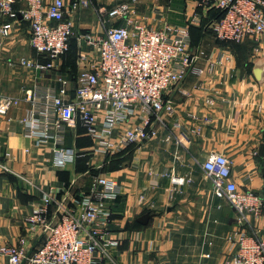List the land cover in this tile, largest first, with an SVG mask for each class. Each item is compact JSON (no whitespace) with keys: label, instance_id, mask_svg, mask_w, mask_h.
Masks as SVG:
<instances>
[{"label":"crops","instance_id":"0c3cea01","mask_svg":"<svg viewBox=\"0 0 264 264\" xmlns=\"http://www.w3.org/2000/svg\"><path fill=\"white\" fill-rule=\"evenodd\" d=\"M125 1L132 14L155 30L189 27L196 59L184 81L169 91L174 113L156 127L155 139L103 156L94 154L93 141L80 122L65 129L61 146L53 139L30 137L22 122L33 109L43 118L42 105L21 101L10 108L0 140V264H8L3 249L22 239L29 250L41 235L42 228L31 230L27 221L43 193L51 192L76 212L75 202L99 175L121 186L109 206L106 241L115 245H102L105 264H224L234 252L231 239L237 233L264 239V210L240 221L224 199L213 195L202 169L210 154L222 156L231 163L238 190L264 193V36L218 42L212 31L216 9L202 0ZM89 2L88 8L67 13L76 33L101 32L99 13L120 1ZM103 20L105 27L125 25L123 20ZM77 57L71 71L64 60L54 70L24 69L22 76L0 83V94L23 98L33 91L57 90L59 76L73 83ZM61 147L73 155L64 167L55 165L54 149ZM172 175L185 183L171 185ZM144 215L148 219L141 224ZM58 216L53 204L45 222L54 223Z\"/></svg>","mask_w":264,"mask_h":264},{"label":"built area","instance_id":"2783aa9c","mask_svg":"<svg viewBox=\"0 0 264 264\" xmlns=\"http://www.w3.org/2000/svg\"><path fill=\"white\" fill-rule=\"evenodd\" d=\"M119 1L99 13L101 32L76 35L67 13L88 8L89 0H0V54L17 24L25 22L29 48L37 57L48 60L42 63L37 58H21L18 64L23 69H56L72 38L83 47L78 53L73 83L59 76L57 90L33 91L23 98L0 94V140L5 116L21 101L43 106V118L37 117L33 109L22 121L30 137L53 139L61 146L65 129L77 122L93 141L95 155H114L156 138V127L164 125V118L174 113L169 91L184 81L196 59L189 27L167 25L155 30L132 14L129 3ZM202 1L223 12L212 25L216 40L241 43L264 36V0ZM103 17L113 23L123 20L125 25L105 27ZM194 132L198 134L199 130ZM54 151L58 167H64L73 157L62 147ZM230 166L229 160L214 154L202 165L213 195L224 199L240 221H246L248 215H261L264 193L238 190L231 179ZM170 182L181 186L185 179L172 175ZM120 194L119 184L100 175L75 202L76 212L56 201L51 192L43 193L27 221L31 230L42 228L43 237L27 258L28 249L22 239L3 249L8 264H22L25 258L24 264H105L107 255L102 245H115L106 241L109 206ZM53 204L59 216L48 224L45 218ZM231 240L234 252L224 264H264V239L241 231Z\"/></svg>","mask_w":264,"mask_h":264},{"label":"rangeland","instance_id":"374dc122","mask_svg":"<svg viewBox=\"0 0 264 264\" xmlns=\"http://www.w3.org/2000/svg\"><path fill=\"white\" fill-rule=\"evenodd\" d=\"M77 31V30H76ZM85 32V30L80 31L79 33L75 32L76 35ZM29 40V31L28 25L25 22H20L14 28L11 37L5 41V51L0 54V83L1 85L4 84L3 81L8 83L10 78L14 76H22L23 68L19 66L18 62L21 58L26 59H33L37 58L36 54L30 50L28 46ZM77 43V42H76ZM78 47V45H76ZM81 50V47H80ZM78 48L76 51L72 52L68 57L67 60L70 59L69 63H73L75 68L76 66V57H77ZM8 87L7 85H4ZM10 86V84H9ZM11 85V89H12Z\"/></svg>","mask_w":264,"mask_h":264},{"label":"trees","instance_id":"16d2710c","mask_svg":"<svg viewBox=\"0 0 264 264\" xmlns=\"http://www.w3.org/2000/svg\"><path fill=\"white\" fill-rule=\"evenodd\" d=\"M223 16V12H221V11H219V10H216V14H215V17H214V20L216 21V20H218V19H220L221 17ZM218 41V40H217ZM76 41V39L75 38H72L71 40H70V46H69V50H68V52L63 56V58H62V60H64V64H65V66H67L69 69H70V71L71 70H74V66H73V63H69V61H71L70 59H66L67 57H68V55H70L72 52H74V51H76V48H78V47H76V45H78L79 43ZM218 42H222V41H218ZM228 43H233V42H228ZM234 44V43H233ZM190 45H192L191 44V41H190ZM40 57H42V56H40ZM132 147V146H131ZM131 147H129V148H131ZM129 148H127L126 150H129Z\"/></svg>","mask_w":264,"mask_h":264},{"label":"water","instance_id":"95a60500","mask_svg":"<svg viewBox=\"0 0 264 264\" xmlns=\"http://www.w3.org/2000/svg\"><path fill=\"white\" fill-rule=\"evenodd\" d=\"M19 19H21V16H19ZM148 219V215H144L143 217H141L140 219H139V223H141V224H144L145 223V221ZM42 237H43V234H41L38 238H37V240L33 243V245L30 247V249L28 250V253H27V255H26V258L33 252V250L36 248V246L38 245V243L41 241V239H42ZM26 258L23 260V262H22V264H24L25 263V260H26Z\"/></svg>","mask_w":264,"mask_h":264}]
</instances>
